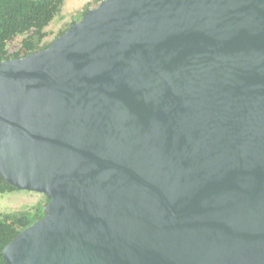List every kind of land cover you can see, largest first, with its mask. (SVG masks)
<instances>
[{"label":"water","instance_id":"95a60500","mask_svg":"<svg viewBox=\"0 0 264 264\" xmlns=\"http://www.w3.org/2000/svg\"><path fill=\"white\" fill-rule=\"evenodd\" d=\"M0 176L50 199L8 264H264V0H101L0 60Z\"/></svg>","mask_w":264,"mask_h":264},{"label":"trees","instance_id":"16d2710c","mask_svg":"<svg viewBox=\"0 0 264 264\" xmlns=\"http://www.w3.org/2000/svg\"><path fill=\"white\" fill-rule=\"evenodd\" d=\"M63 4L64 0H0V60L25 56L47 48L51 42L44 40L48 34L44 29L61 13ZM87 9H89L88 6ZM28 32L31 33L25 39V51L9 53L8 42L16 36ZM14 190H18V188L0 176V192ZM49 201L50 199L46 195L45 202L42 205H37L32 211L0 212V264H8L2 253L4 246L25 227L43 218L45 215L43 208Z\"/></svg>","mask_w":264,"mask_h":264},{"label":"rangeland","instance_id":"374dc122","mask_svg":"<svg viewBox=\"0 0 264 264\" xmlns=\"http://www.w3.org/2000/svg\"><path fill=\"white\" fill-rule=\"evenodd\" d=\"M101 0H66L63 11L58 14L45 27L48 33L44 38L45 41H53L62 31L67 29L73 21L79 20L86 7L93 8L98 5ZM32 32V31H31ZM31 32L16 36L8 42L7 49L9 53L25 51V39ZM46 200V195L41 192L28 190H14L12 192H0V212L17 213L19 211H32L37 205H42Z\"/></svg>","mask_w":264,"mask_h":264},{"label":"crops","instance_id":"0c3cea01","mask_svg":"<svg viewBox=\"0 0 264 264\" xmlns=\"http://www.w3.org/2000/svg\"><path fill=\"white\" fill-rule=\"evenodd\" d=\"M65 5H66V0H64V4H63V6H62V11H63ZM62 11H61V12H62Z\"/></svg>","mask_w":264,"mask_h":264}]
</instances>
